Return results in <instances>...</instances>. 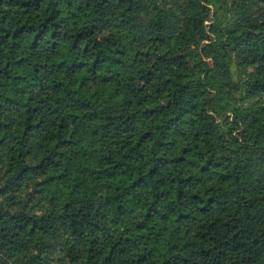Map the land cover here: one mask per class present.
Masks as SVG:
<instances>
[{
  "label": "trees",
  "instance_id": "1",
  "mask_svg": "<svg viewBox=\"0 0 264 264\" xmlns=\"http://www.w3.org/2000/svg\"><path fill=\"white\" fill-rule=\"evenodd\" d=\"M0 264H264V0H0Z\"/></svg>",
  "mask_w": 264,
  "mask_h": 264
},
{
  "label": "rangeland",
  "instance_id": "2",
  "mask_svg": "<svg viewBox=\"0 0 264 264\" xmlns=\"http://www.w3.org/2000/svg\"><path fill=\"white\" fill-rule=\"evenodd\" d=\"M207 23V22H206Z\"/></svg>",
  "mask_w": 264,
  "mask_h": 264
}]
</instances>
